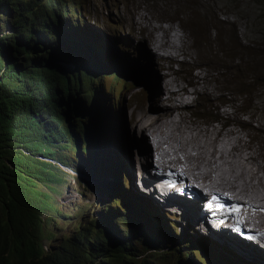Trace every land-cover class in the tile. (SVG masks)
I'll list each match as a JSON object with an SVG mask.
<instances>
[{
	"label": "rangeland",
	"instance_id": "1",
	"mask_svg": "<svg viewBox=\"0 0 264 264\" xmlns=\"http://www.w3.org/2000/svg\"><path fill=\"white\" fill-rule=\"evenodd\" d=\"M83 14L85 24L82 28L86 29L85 38L89 40L84 39L74 45V51L80 60L88 61L87 48L93 42L98 45L99 52L100 49L105 50V54L109 52L113 60L125 63L127 69L124 70L128 71V75L117 76L114 73H107L101 78L91 76L87 81L85 100L90 102L93 93L92 84L99 85L101 81L105 90L109 91L117 112L111 116L105 127L112 141L104 145L99 139L89 136L91 160L87 154H82L73 163L80 169L82 167L87 173L83 180L78 181L66 175L67 171L61 167L62 164L53 160L45 150L41 153L35 150L42 148L41 141L26 145L24 143L26 139L12 140L19 146L18 151L26 159L27 166L31 170L44 172L46 177L53 179V181L48 180L49 182L39 179L37 182L41 190L50 194L62 215H57L54 221H50L51 219L47 216H44L43 220L48 226L51 222L54 226V234L61 237L71 232L77 222L87 223L102 208L108 210V204L115 201L112 200L113 197L122 198L124 208L122 206L121 209L125 214L132 213L141 219H148L149 221L144 222V228L152 225L153 233L162 232V236H157L160 241L165 245L175 242V247L181 253L200 254L195 249L199 251L201 249L205 255L203 260L207 259L212 264L215 263L213 256L218 259V264H258L255 258L242 255V251L236 249L235 243L231 240H228L229 243L225 245L228 249L230 245L232 250L224 248L225 246L220 244L219 240V242L215 240L216 243H214L212 236L204 234L209 230L208 221L196 224L190 218L189 223H185L183 207L172 211L160 201L158 202L154 196H147L145 200L142 195L138 196L134 189L125 190L128 185L124 184V173L128 171L131 163L134 166V157L137 164L136 160L140 153L135 146L144 138L138 129L134 128L133 108L137 106L145 108L147 105L150 107L154 104L155 98L164 87L165 79L162 78V69L167 70L168 66L172 65L176 71L174 75L183 83H186L189 76L192 77L191 64L184 65L182 61L172 64L161 57L158 63L161 70L156 67L150 57V49L152 50L150 46L153 44L157 50H160L155 45V40L153 43V36L158 32L142 30L144 15H149L154 24L179 26L182 33L188 37L190 44L194 45L195 56L191 61L203 63L205 72L216 79L214 95L221 106L211 104L206 96H202L198 97V101L190 107L188 114L199 115L200 121L209 119V121L212 120L211 122H217L219 121L217 107L220 109L223 106L222 110L229 109L232 117L236 112L245 122L239 124L238 129L243 134L245 131V138L252 140L258 152L264 151V84L251 80L252 85H250L248 82L251 77L264 76V56L259 57L256 53L260 49L264 55V0H89L83 7ZM6 32L7 30L3 27L0 30V37ZM240 44L243 50L239 49ZM197 70L199 68L196 67L194 71L197 72ZM223 97L233 101L225 102ZM87 118L86 123L91 125V117ZM82 141L84 140L81 139L83 144ZM147 141L150 143V138H147ZM4 142V146L12 145L7 141ZM142 145L146 147V143ZM149 149L150 145L147 146L146 151L149 152ZM113 154L114 157H111ZM43 166L56 170L59 176L44 169ZM153 169L152 166L149 167L151 173ZM58 177L62 181H54ZM136 185L138 186L137 183ZM188 197L183 201L195 206L194 194L188 192ZM150 201L159 204L160 212ZM140 208L149 209L152 214L147 216ZM171 223L174 229L170 227ZM175 229L178 235L175 234ZM180 230L183 231L182 235ZM134 233H140L139 224L136 221ZM188 234L192 237L189 235L185 240ZM233 234L237 233L234 231L231 235ZM233 236L238 238L236 235ZM50 244L47 240L43 242L45 249H48ZM251 247L261 251L254 245ZM262 249L264 253V248ZM262 252L259 253L260 257L264 256ZM187 258L190 259V256ZM194 259L193 262L198 258ZM201 264H203L202 261Z\"/></svg>",
	"mask_w": 264,
	"mask_h": 264
},
{
	"label": "trees",
	"instance_id": "2",
	"mask_svg": "<svg viewBox=\"0 0 264 264\" xmlns=\"http://www.w3.org/2000/svg\"><path fill=\"white\" fill-rule=\"evenodd\" d=\"M88 1L0 0V27L10 31L0 37V264H212L203 260L202 250L181 253L175 242L165 245L157 237L162 232L153 233L152 225L144 228L148 219L124 213L122 198L61 237L44 224L42 217L54 221L61 212L37 181L53 179L31 170L12 140L26 139V145L41 141L42 148L35 150H45L62 164L73 165L82 154L90 156L89 136L105 143L106 124L117 109L101 81L93 88L96 107L86 104L87 78L128 75L125 63L113 60L105 50L99 52L93 42L87 48L88 61L77 60L68 73L48 66L52 55L78 59L71 47L89 40L82 28ZM239 49L243 50L241 44ZM256 53L264 56L260 49ZM251 80L264 84L261 75L249 78L250 85ZM4 141L12 145L4 146ZM129 188L141 193L134 182ZM135 221L139 234L134 233ZM45 240L51 242L48 250ZM213 259L218 264L216 256Z\"/></svg>",
	"mask_w": 264,
	"mask_h": 264
},
{
	"label": "bare ground",
	"instance_id": "3",
	"mask_svg": "<svg viewBox=\"0 0 264 264\" xmlns=\"http://www.w3.org/2000/svg\"><path fill=\"white\" fill-rule=\"evenodd\" d=\"M148 16H143L142 30L158 32L153 36V43L155 40L160 50L153 44L150 46V57L156 67L161 70L158 65L161 57L172 64L182 61L184 65L191 64L192 77L189 76L186 83H183L174 75L176 71L172 65L167 70L162 69L164 87L154 104L145 108L137 106L132 110L134 128L144 136L135 149L140 153V158L144 157L141 161L144 163L143 171L148 173L145 181L150 182L154 177L166 189L163 192L172 194V191L174 195L169 198V202L183 207L186 220L193 218L200 223L208 221V236L214 238V243L219 240L227 248L225 244L231 240L235 248L242 251V255L253 257L258 260V264H264V256H259L264 248L260 239L257 238L260 246H255L252 241L251 244L241 236H233H237L240 229H243L246 231L241 233L248 238L252 231L264 238V151L258 152L252 140L245 138V131L243 134L238 129L237 126L245 122L236 112L232 117L229 109L217 107V122H211V119L200 121L199 115L188 114L190 107L202 96H206L211 104L221 106L214 95L216 79L205 72L203 63L191 61L195 56L194 45L190 44L179 26L154 24ZM196 67L199 68L197 72L194 71ZM222 99L225 102L228 100L225 97ZM147 138H150V143ZM143 143H146V147ZM150 166L154 168L152 174ZM69 173L73 174L71 171ZM85 174L83 170L84 177ZM188 192L194 194L195 206L183 201L189 198ZM150 202L160 212L159 204ZM172 207L171 210L176 211ZM210 218L216 219L220 230L230 227L229 231L217 233L210 224ZM234 231L237 234L231 235ZM251 245L261 251H256ZM228 250H232L230 245Z\"/></svg>",
	"mask_w": 264,
	"mask_h": 264
},
{
	"label": "clouds",
	"instance_id": "4",
	"mask_svg": "<svg viewBox=\"0 0 264 264\" xmlns=\"http://www.w3.org/2000/svg\"><path fill=\"white\" fill-rule=\"evenodd\" d=\"M3 27L7 30V32L6 33H9L10 31L5 27V25H3V24H1V27H0V30H2L3 29ZM2 37V36H1ZM71 52H74V53H76V51H74V45L71 47ZM52 58L53 57H56V58H59V59H61V60H63V61H65L66 62V64H67V68H62V70L60 71V70H58V69H56V68H54L56 71H59V72H64V71H66L67 73L70 71V70H72V69H74L75 68V66H76V64H77V60H80V58L78 57V55H77V53H76V58H78V59H68V58H65V57H61V56H55V55H52L51 56ZM51 57H50V59H51ZM50 59H49V61H50ZM72 67V68H71ZM96 77V76H95ZM90 78L88 77L87 78V81L89 80ZM86 84H87V82H86ZM94 86H97L96 84H92V89L94 88ZM85 87H86V85H85ZM84 87V92H83V96H85V99H86V92H87V90H86V88ZM92 92H93V90H92ZM95 95H96V93L95 92H93L92 93V96H91V98H90V102H87L86 101V104L88 105V106H91V104L92 105H94L95 107H96V105H97V101H96V99H95ZM84 140V139H83ZM112 141V138H111V136L108 134V133H106V138H105V143L104 142H102L104 145H107V143L108 142H111ZM81 145H83V144H81ZM90 156H91V153H90ZM90 156H88V158L91 160V158H90ZM111 157H114V154L113 155H111ZM54 160V159H53ZM55 161H57V160H55ZM58 162V161H57ZM136 163L137 164H134V166H133V164L132 165H129V167H128V171H126L125 173H124V178H125V180H124V184L125 185H128V186H126V187H128V189H129V183H130V181L133 183L134 182V184H139V186H140V188L138 187V189L140 190V194L138 193L137 195L138 196H143L144 198H145V200H147L146 198H147V196H154V197H156V199H158V202L160 201L161 202V204H164L165 206H167L169 209H171V208H173L172 206H174L175 208H181V207H177V205H175L174 203H170L169 202V198L171 199V197L174 195V193L171 191V193L172 194H170V193H166V192H163V190H166V189H164V188H162L160 185H159V182H158V180L157 179H155L154 177L150 180V182H146L145 181V177H146V175H148V173H145L144 171H143V169H142V167H141V165H140V161L139 160H137L136 161ZM62 164V163H61ZM61 166H63L64 167V171H67V169L69 170V172L71 171L73 174H74V176H73V174H71V173H69V172H67L66 173V175H69V176H72L74 179H76V180H78V181H80V180H83V177H84V175H83V168L81 167V169L78 167V166H70V164H62ZM62 167V168H63ZM130 168H131V173H130ZM81 170H82V172H81ZM96 172L98 173V170H96ZM136 174V175H135ZM152 174V173H151ZM57 175H58V173H57ZM59 176V175H58ZM60 178V177H59ZM85 178V177H84ZM61 179V178H60ZM129 179H130V181H129ZM56 180H58V179H56ZM127 182H128V184H127ZM136 182V183H135ZM161 189V190H160ZM42 191H44V190H42ZM167 191H169V190H167ZM46 192V191H45ZM48 193V192H47ZM49 194V193H48ZM52 199V198H51ZM117 200L118 202H119V199L117 198V199H115V197H113L112 198V200ZM53 202V201H52ZM58 208V207H57ZM61 212V211H60ZM61 215H62V213H61ZM57 216V215H56ZM55 216V217H56ZM48 217V216H47ZM55 217L53 218L54 220H55ZM42 219H43V217H42ZM173 219V218H172ZM193 219V218H192ZM50 221H53L52 219L50 220ZM194 221V220H193ZM209 221L211 222L210 224H212V226H214V228L217 230L216 232L217 233H220V232H222V231H229V229H230V227H224L223 229H219L218 228V225L219 224H217V222H215L216 221V219L215 218H210L209 219ZM196 224H199L200 223V221H194ZM78 223H80V222H77L76 223V226H77V224ZM82 223V222H81ZM185 223H189V220H186L185 219ZM44 224L46 225V227H48V225H47V222H45V220H44ZM172 224V223H171ZM49 226H51L52 227V230H53V224L50 222V225ZM75 226V227H76ZM74 227V228H75ZM170 227H172L173 229H174V225L172 224V226H170ZM73 228V229H74ZM241 231H243V232H245L246 230H243V229H240ZM192 231H195V230H192ZM241 231H239V233L237 234V236H241V237H243L244 239L243 240H246V241H248L249 243L252 241L253 243H254V245L255 246H257L258 245V241H257V238L258 239H260L262 242H263V245H264V238L263 237H261V236H259L256 232H254V231H252L251 232V237L250 238H248V237H246V235H243L242 233H241ZM173 232V231H172ZM175 234L176 235H178V233H177V229H175ZM180 234L182 235L183 234V231L182 230H180ZM204 234L205 235H209V233H208V231H205L204 232ZM244 234H248V233H244ZM189 235L190 234H188L184 239L185 240H187V238L189 237ZM205 237V236H204ZM48 241V240H47ZM50 242V241H49ZM252 242H251V244H252ZM51 243V242H50ZM51 245V244H50ZM45 249V248H44ZM49 249V248H48ZM48 249H45V250H48ZM196 251H198L199 253H201V249H200V251H199V249H195ZM195 254H197V252H195Z\"/></svg>",
	"mask_w": 264,
	"mask_h": 264
},
{
	"label": "water",
	"instance_id": "5",
	"mask_svg": "<svg viewBox=\"0 0 264 264\" xmlns=\"http://www.w3.org/2000/svg\"><path fill=\"white\" fill-rule=\"evenodd\" d=\"M48 66H50L51 68H56L60 71L62 70L63 67L67 68L66 62L56 57L53 58L51 57Z\"/></svg>",
	"mask_w": 264,
	"mask_h": 264
},
{
	"label": "flooded vegetation",
	"instance_id": "6",
	"mask_svg": "<svg viewBox=\"0 0 264 264\" xmlns=\"http://www.w3.org/2000/svg\"><path fill=\"white\" fill-rule=\"evenodd\" d=\"M138 160L140 161V165H141V167H142V169H143V163L141 162L142 159L140 158V156L138 157Z\"/></svg>",
	"mask_w": 264,
	"mask_h": 264
}]
</instances>
